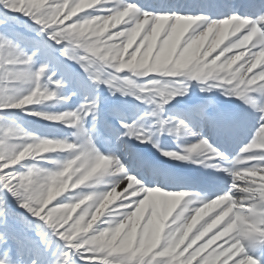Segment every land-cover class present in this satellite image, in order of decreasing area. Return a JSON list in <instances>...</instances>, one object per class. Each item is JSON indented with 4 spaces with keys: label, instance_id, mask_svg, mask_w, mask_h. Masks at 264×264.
I'll use <instances>...</instances> for the list:
<instances>
[{
    "label": "clouds",
    "instance_id": "1",
    "mask_svg": "<svg viewBox=\"0 0 264 264\" xmlns=\"http://www.w3.org/2000/svg\"><path fill=\"white\" fill-rule=\"evenodd\" d=\"M13 4H27L36 8L45 5L46 0H10ZM109 0H61L60 3L51 6L47 20L41 19V24L52 27L54 24H64V21L75 16L71 23L64 24L62 31L66 39L78 41V47H89L96 53L103 54V60L107 67L115 72L128 71L134 76L143 77L145 74L158 73L166 74L173 65L171 62L158 63L151 70L140 65L134 59L137 53L145 44H152L155 50L156 44L167 47L175 45L176 52H182L183 57L176 58V67L180 73L196 71L201 76H208L210 79L219 78L231 83L245 72L243 64L238 63L243 56L237 53L230 55L235 43L229 46V41L244 31L249 21L246 18L231 16L215 26L202 27L201 14L190 13H151L147 10L141 11L137 4H127L117 11H110L106 8ZM47 6L44 8H48ZM85 9H88L85 11ZM78 12L82 15H76ZM77 17H80L77 19ZM186 21L187 25L177 28L175 21ZM152 27L146 31L148 25ZM157 24L161 25L156 31ZM114 29V30H113ZM251 32L259 34L260 30L255 25ZM232 37V38H229ZM254 38L249 37V41ZM139 41V43H137ZM226 41V42H225ZM57 44L59 41L56 42ZM135 45V49H133ZM223 49L222 51H220ZM132 50V57H128ZM218 50V51H217ZM213 53H216L213 55ZM125 57H128L125 59ZM264 65V50L256 57L253 68ZM252 69L249 68L248 71ZM264 79V75L260 76ZM36 115L45 120L50 116L45 112H38ZM59 122V121H58ZM72 127V125H68ZM73 135V134H72ZM25 139L33 142L25 143L14 155L13 162L37 160L44 154L61 152L67 153V157L61 161H55V169L38 168L30 165L33 169L27 179L24 191L28 199L24 201L26 210L41 220L47 227H65V239H81L89 250L104 245L112 233L119 230L121 236L123 229L132 223L138 211L143 206V212L148 207V215L143 224V235L140 237L142 244L153 239L155 230V246L157 248L164 244L174 248L183 243L196 233L193 244L198 243L209 232H217V238L228 237L235 239L242 232L257 234L264 237V220L253 221L248 218L250 208L242 202L245 195L233 196L230 193H223L204 203H197L187 191L163 190L160 187H137L143 185L134 175L121 176L125 171L123 165L116 169L112 164L106 168H98L90 157L79 153L74 154L78 145L67 139L55 140L41 138L32 133H25ZM259 152L264 153V141L254 146ZM0 159H3L0 156ZM107 159V158H104ZM251 159L264 160V155L252 157ZM117 163L119 159L116 158ZM243 162V161H242ZM264 170V169H262ZM113 177L111 187L106 191H76L77 189H95L101 183L103 176ZM240 174H233V176ZM259 176L258 189L260 196L264 199V176L253 172H243L241 182L244 185L249 183L247 177ZM126 181V183H125ZM251 183H256L255 180ZM121 185H124L121 187ZM237 189L240 193H251L253 189L245 186L240 187L233 180L230 183V190ZM119 189V190H118ZM134 189V191H130ZM155 193L151 199L144 195L139 202L124 204L122 200H131L132 197L144 192ZM71 193V195H67ZM60 199H57V198ZM64 199H61V198ZM164 197H175L174 201ZM55 201L53 207H48ZM212 207L209 209L208 205ZM131 209L125 214L123 210ZM79 209L77 212L76 210ZM73 213H76L73 216ZM141 218V215L139 219ZM71 220V223H69ZM95 225V226H94ZM204 225V228L197 233V229ZM133 236V240L137 238ZM237 252L243 251V244L240 239H235L232 245ZM143 251L141 255H143ZM179 264H192L191 260L179 261ZM212 264H216L213 260ZM242 264H258L253 257H246Z\"/></svg>",
    "mask_w": 264,
    "mask_h": 264
},
{
    "label": "snow or ice",
    "instance_id": "2",
    "mask_svg": "<svg viewBox=\"0 0 264 264\" xmlns=\"http://www.w3.org/2000/svg\"><path fill=\"white\" fill-rule=\"evenodd\" d=\"M61 0H49L48 8L29 7L25 4H13L10 0H0V7H4L14 13H21L24 16L30 18L37 26L39 30L43 32L49 40L57 45L61 46L62 54L70 59L76 60L88 74L89 79L94 84L103 83L113 89L114 84L119 85L115 87V91L119 92H130L134 94L137 99H142L148 104H153L154 107L151 112L147 113L148 116L156 117L155 131L167 132L172 135H176L179 132H185L190 135H195L188 126L187 120H205V116L202 109L193 110L187 117L183 119H163L159 118L160 113L163 111V105L167 104L170 99L176 94H183L186 91L187 85L181 81L176 87H171L175 81L166 80L163 83L149 79L147 84L136 85L133 84L132 80H125V84H120V77L118 73L113 71L104 73V66L106 65L103 60V54L96 53L94 49L89 47H78V41L74 39H66L61 30L65 28L64 24H54L52 27H47L46 24H41V19L47 20V14L51 12V6L60 3ZM127 4H136L130 2V0H115L112 6L105 7L110 11H117L120 8L125 7ZM139 6V5H138ZM141 11L147 10L151 13H181L178 11H172L169 9L167 4H160L152 9H145L141 6ZM238 16L246 18L249 23L244 28L243 32H240L238 36L233 37L229 41V46L233 43L236 46L230 55H236L239 53L243 56V59L239 61L240 64L244 65L245 72L241 73L239 78L228 83L226 80L222 82L219 78L210 79L208 76H201L196 71H189L187 73H180L176 65V58L183 57L185 54L182 52L175 51V45L170 44L166 48L156 44L155 50H153L152 44H145L143 48L137 53L134 59H137L141 66L151 70L157 66L158 63L163 64L165 62H171L173 65L170 67L166 74H161L162 77H187L193 80H200L208 82L207 88L202 90H208L211 87H220L224 90L225 94L229 96H235L239 98L244 104L248 105L253 111L259 113L255 134L251 141L245 146L240 148L239 152L233 157L229 158L223 153L217 150L214 146L209 143L208 139L203 137L199 138L196 143L191 144L182 149V153L174 151L163 152L164 156L172 157L176 160L187 161L192 157V154L196 153L200 159L198 162L206 167L217 168L218 164L212 161L219 158L220 162L227 164L222 169L227 173L231 182L235 180V183L240 187H249L253 189L251 193H240L237 189L232 188L230 185L224 193H230L233 196L245 195L247 198L242 202L246 207L250 208L248 212V218L253 221L264 220V199L261 198L260 192L257 186V177H247L249 183L247 185L242 184L241 175L243 172H253L264 176V160L251 159L252 157H258L264 155L259 151H255V145L264 141V79H260L261 75H264V65L253 68V63L257 55L264 50V9L255 14L254 18L247 16H241L237 14L227 15L222 19H211L203 16V20L200 21L202 27L215 26L219 22L227 20L231 16ZM80 17H77L79 19ZM187 25L186 21H175L177 28H183ZM255 25L259 28V34H253L251 32L252 26ZM152 27L151 23L148 25L146 31ZM161 25L157 24L156 31L160 30ZM255 39H251V46L245 47L249 44V37L253 36ZM139 43V41H137ZM133 45V49H135ZM80 50V51H77ZM221 49L220 51H222ZM247 53V55H246ZM36 53L29 55L23 51L18 44L14 43L11 39L0 36V108H11V109H25V106L41 104L45 101H51L58 96L59 90L63 87V81L60 79H53V75H47V83H42V77L47 73V65L41 64L39 68L35 70L31 69L33 63V56ZM128 57H132V50L129 51ZM128 57H125L127 59ZM251 68V71L248 69ZM144 76H148L145 74ZM143 76V77H144ZM8 82H19L27 84V91L24 93H17L16 91L6 92L3 89L2 83ZM67 101L70 97H60ZM97 109V102L95 99L88 103L81 104L75 111L64 112L50 116V121H59L67 125H72L75 128L73 137L75 138L73 143L78 145L75 149L74 154L79 153L85 157H90L95 162L96 167L106 168L109 164H112L116 169H119L122 165L121 161L117 163L116 158L102 155L96 151L88 139V133L86 132L82 121L86 117L91 116L95 119V112ZM38 112H32L36 115ZM143 119V117H141ZM121 128L123 129L122 135L124 137H134L137 140L152 142L154 132L149 130L146 131L139 126L138 121L131 123L122 121ZM25 133L23 130L16 128L14 125L8 124L4 127H0V192L6 193L14 198L20 208L26 207L24 201L27 200L28 194L24 191L28 177L31 175L33 169L27 167L24 169V165L13 162L14 155L25 143L33 142L31 139H25ZM153 147H157L153 143ZM44 157H38L37 160L43 159ZM107 158V159H104ZM36 161V160H35ZM243 161V162H242ZM20 164V167H16ZM125 168V167H124ZM233 174H240L233 176ZM129 175L125 170L121 172V176ZM255 180L256 183H251ZM230 182V183H231ZM126 183V181H125ZM124 185H121L123 187ZM144 185H137V187H143ZM134 191V189H130ZM155 193L144 192L140 193L131 200H122L124 204L132 203V201L139 202V200L147 195L149 199ZM220 196V195H218ZM167 200L174 201L175 197H164ZM192 199V198H189ZM210 200V199H208ZM204 199H199V203H204ZM132 207H135V203H132ZM211 209L212 205H208ZM125 214L131 211V209L123 210ZM143 212V206L138 211L137 216L133 218L131 224L123 229L124 235L119 234V230L111 234L108 241L93 250H89L86 244L81 239L67 240L66 226L65 227H48L51 229V233H46L49 236H55L59 241L64 242V246L60 250L58 255L54 254V258L50 261V264H77V258L81 264H179V261L191 260L192 264H212L215 260L216 264H242L246 257H253L260 264H264V237L257 234H249L242 232L235 237L240 239L243 244V251L237 252L232 245L235 243V239L226 237L221 241L217 238L216 232H209L208 235L204 236L199 243L193 244V238L196 233L189 236L186 241L178 244L174 248L164 244L157 248L155 246V230L153 239L147 243L141 242L140 237L143 235V225H139V217ZM7 212L5 209V198L0 197V223L4 224L7 228L9 222L7 219ZM35 217L34 215H32ZM41 221V220H39ZM44 224V223H43ZM264 226V225H262ZM139 227V235L135 240L133 236L137 234ZM204 225H201L196 231L199 233ZM9 238L14 240L17 245L21 241L15 236L9 237L7 231L0 232V245H7ZM220 241L219 243H217ZM45 243V249L47 250L50 246L47 241ZM143 251V255L141 252ZM0 264H19L14 262L8 255L6 250L3 256H0ZM32 264H36V261H32Z\"/></svg>",
    "mask_w": 264,
    "mask_h": 264
},
{
    "label": "rangeland",
    "instance_id": "3",
    "mask_svg": "<svg viewBox=\"0 0 264 264\" xmlns=\"http://www.w3.org/2000/svg\"><path fill=\"white\" fill-rule=\"evenodd\" d=\"M48 2L49 0H46L45 5H42L41 7L42 8L46 7ZM87 10L88 9H85V11ZM6 11L11 12L9 10H6ZM82 14L83 13L78 12L76 15L78 16ZM10 20H11L10 18H7L6 20L5 19L0 20V36H5L11 39L14 43L18 44L19 47L23 51H25L29 55H31L34 52L36 53L33 56V63L30 66L32 70L39 68L41 64H46L49 66V67L47 66L46 75L42 77V83L46 84L47 75H52L54 73L53 79L62 80L65 86L59 90L58 96L51 101H45L41 104L25 106V109L27 110L11 109V108H7V109L12 110L13 112L15 111L18 113L20 112L24 113L29 118H37V117L42 118L41 116L32 114V112H45L48 114H60L64 112L75 111L78 108L76 101L80 102L81 100V97H77V93L74 94V96L77 98L72 101H65L63 99H60V97H67V91L71 89V86H70L71 80L75 79L74 77H77V75L73 74L72 71L69 69V67L66 64H63V62L61 61L62 57L65 56L62 54L61 46L59 45L57 50L53 51L47 45H44L43 43H41L42 39L39 37L38 33H36L34 30L24 28L21 25L17 24L16 22H12ZM73 20H75V16L70 17L68 20L64 21V24L66 25L68 23H71ZM77 51H80V50H77ZM43 55L48 56L47 63L43 61V58H42ZM51 57L54 58V60H56L57 58L58 63L60 62L61 69H63L64 71V77H62L63 75L61 76L60 74L58 75L56 67L52 65L53 60L51 59ZM72 60L75 63H78L76 62V60L74 59ZM105 67L106 65L104 66L103 74L106 75L107 72L109 71ZM118 76L120 77L121 85L125 84L126 79L132 80L133 84H136V85L145 84L149 80L147 79L144 81L141 79V77H138L137 79L140 81H135L133 77L126 75L124 71L119 73ZM78 80H80L85 85L86 82L82 79V76L80 74H78ZM103 85L108 88L109 95L111 97H114V96L116 97L117 91H115L114 89L115 87H118L119 85L114 84V87L112 90H110L107 85L105 84ZM2 86H3L4 91L11 92L14 90L18 94L26 92L28 88L27 84H23L19 82H8V81L3 82ZM81 87H82V84L80 83L79 88ZM65 88H68V89L64 90ZM127 94L129 95L131 93H127ZM120 96H122L121 93H120ZM6 118L9 120H7ZM55 122L56 124L58 123L62 125L63 127H66V133H67L66 136L64 137L56 136V137L51 138L50 136L43 134L42 133L43 131L39 132L37 130V129L42 130L41 124L36 123L37 129H35V128L30 127L24 122H20L18 120H15V118H11V116L8 117L4 114L0 115V127H4L5 125L11 124V125H14L16 128L23 130L26 133H32L41 138H49V139H55V140L67 139L70 142H73L74 139H71L70 136H73L72 134L75 131V128L69 127L67 124L63 122H58V121H55ZM32 129H34V131ZM92 146L95 147L94 144H92ZM67 155H68L67 153H61V152L47 153V154H44L43 159H39L36 161H32V160L21 161L20 164L24 165V169L22 170H26V168L30 165H35L36 167L43 168V169H55L57 167V164L54 162L63 160L64 158L67 157ZM20 164H18L16 167H20ZM93 190H97V189L96 188L95 189L81 188V189H77L76 191L87 192V191H93ZM67 195H71V193ZM0 197L5 198V209L8 215L15 213L21 217V221H19V224L9 222V226L7 228L5 227L4 224L0 223V232L7 231L9 233V237H11L14 235V234L12 235L10 234V232L12 233L10 229L13 227L16 229H24V228L27 229V232H22V234L18 236H16L17 232H15V236L21 241L19 245H17L16 242L12 240L11 238H9V243L7 245H0V256H3L5 251L7 250L9 257L14 262H19V264H32V261H36V264H50V261L54 258V254L58 255L61 249L58 248L56 245L52 244L48 238L44 237V235L40 234V230H41L40 223L42 224L43 222L40 221V223L37 225L33 224V222L31 221V217L33 216L29 214L23 208H20L14 198H12L10 195L4 196L3 194ZM57 199H60V198L58 197ZM61 199H64V198L62 197ZM54 205H55V201L49 204L48 207H53ZM76 211L78 212L79 209H77ZM75 215L76 213H73V216ZM147 215L148 213L145 216H141L138 222L139 225H143L146 223L145 217H147ZM69 223H71V220H69ZM137 230L139 231V227ZM45 241H47L50 245L47 250L45 249V243H44ZM19 252L21 253L26 252V254L25 255L19 254ZM32 254L35 260L28 261L29 255H32ZM21 256L27 257V259L22 261ZM77 264H81L78 258H77Z\"/></svg>",
    "mask_w": 264,
    "mask_h": 264
},
{
    "label": "bare ground",
    "instance_id": "4",
    "mask_svg": "<svg viewBox=\"0 0 264 264\" xmlns=\"http://www.w3.org/2000/svg\"><path fill=\"white\" fill-rule=\"evenodd\" d=\"M111 157L118 158L120 161H122L119 157L116 156L115 153H113ZM100 179H101V183L96 186L97 191L108 190V188L111 187L110 182L113 179V177H109V176L105 175V176L101 177ZM258 184H259V176L257 177V186H258ZM147 213H148V207L146 206V209H145L144 213L141 214V216H145ZM223 239H226V237L221 238V240H223Z\"/></svg>",
    "mask_w": 264,
    "mask_h": 264
}]
</instances>
